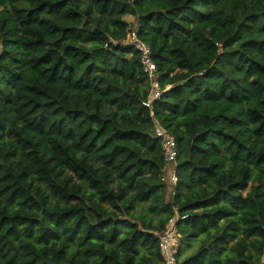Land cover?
Masks as SVG:
<instances>
[{
    "label": "trees",
    "instance_id": "obj_1",
    "mask_svg": "<svg viewBox=\"0 0 264 264\" xmlns=\"http://www.w3.org/2000/svg\"><path fill=\"white\" fill-rule=\"evenodd\" d=\"M181 216L174 264H264V0H0V264H160Z\"/></svg>",
    "mask_w": 264,
    "mask_h": 264
},
{
    "label": "built area",
    "instance_id": "obj_2",
    "mask_svg": "<svg viewBox=\"0 0 264 264\" xmlns=\"http://www.w3.org/2000/svg\"><path fill=\"white\" fill-rule=\"evenodd\" d=\"M123 45L133 47L138 53H140V63L142 70L149 81V91L147 99L142 103L146 108L151 107V102L159 100L161 95L168 89H164L159 86L158 76L156 68L151 60V54L149 48L136 37V30H131L126 36V39L122 42ZM154 135L161 139V148L164 156V175L161 181L166 183L168 186H172L176 182L175 177V158L176 149L174 140L168 136L158 125L154 127ZM185 216L175 217L170 219L165 229L158 235V248L162 256V262L160 264H174L175 253L179 246V238L176 229V221L184 219Z\"/></svg>",
    "mask_w": 264,
    "mask_h": 264
},
{
    "label": "rangeland",
    "instance_id": "obj_3",
    "mask_svg": "<svg viewBox=\"0 0 264 264\" xmlns=\"http://www.w3.org/2000/svg\"><path fill=\"white\" fill-rule=\"evenodd\" d=\"M127 21H129L128 23L131 24V25H133V23H134V19H132V21H131L129 18H127Z\"/></svg>",
    "mask_w": 264,
    "mask_h": 264
},
{
    "label": "crops",
    "instance_id": "obj_4",
    "mask_svg": "<svg viewBox=\"0 0 264 264\" xmlns=\"http://www.w3.org/2000/svg\"><path fill=\"white\" fill-rule=\"evenodd\" d=\"M127 18H129L131 21H132V19H133L132 17H127ZM127 18H125L126 21H127ZM127 22H129V21H127Z\"/></svg>",
    "mask_w": 264,
    "mask_h": 264
}]
</instances>
